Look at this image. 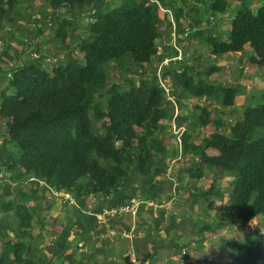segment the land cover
Listing matches in <instances>:
<instances>
[{
	"label": "trees",
	"instance_id": "trees-1",
	"mask_svg": "<svg viewBox=\"0 0 264 264\" xmlns=\"http://www.w3.org/2000/svg\"><path fill=\"white\" fill-rule=\"evenodd\" d=\"M19 1L0 0V34L9 28V42H18L22 47L18 61L7 70L8 85L0 92V119L7 130V139L0 148V167L10 173L12 183L16 186L38 178L55 191L72 195L82 205L93 196L110 197L133 176L147 178L171 157L167 141L177 146L172 131L177 107L175 123L184 130L182 152L191 161L186 168L189 179L201 180L207 172L214 178L208 190L195 188L190 197L202 200L209 209L217 200L226 199V214L242 223L243 232L252 221L262 222L261 229L224 243L222 251L231 250L225 264H264V88L259 96H250L249 104L241 110V119L223 122L212 118L211 103L232 110L246 87L211 80L212 75L222 71L216 62L203 72L187 62L178 70L175 61L164 67L162 78L171 79L175 103L160 86L157 72L147 73L146 67L158 56V41L164 32L171 35L173 29L170 21L158 15V6L152 0H124L114 7L107 1L98 5V0H42L43 11L28 19L17 10ZM22 1L32 4L38 0ZM158 1L173 12L180 37L185 35L188 20L191 31L197 27L194 20H205L206 12L213 22L216 16L224 17L230 6L227 0H171V7ZM239 1L226 40H219L216 33L205 29L186 37L194 36L210 47L215 60L244 53L249 47L247 60L264 74V0H260L256 12L244 0ZM20 19L32 26L33 38L42 36L48 27L54 29L55 40L66 53L65 61L60 63L59 57L45 54L38 47L31 49L34 43L27 45L16 39L17 27L24 31L25 38H31L26 25H19ZM77 22L89 32L77 44L81 59L67 44ZM33 53L37 59L24 60L27 54L32 58ZM112 65L121 70L123 79L130 68L136 67L139 79L109 82ZM191 100H203L205 104L190 109ZM209 126H214V131L194 142L198 130ZM6 144L14 149L3 152ZM209 149L218 155H208ZM30 186L31 192L45 191ZM3 188L0 242L8 231H15L10 213L17 221L20 240L5 244L0 264H40L41 258L37 262L25 258L28 243L24 239H31L34 212L20 201H7L12 186L6 184ZM149 214L157 228L165 219L163 213L158 217ZM224 225L205 224L198 234L199 242L205 241L204 232L215 233Z\"/></svg>",
	"mask_w": 264,
	"mask_h": 264
},
{
	"label": "crops",
	"instance_id": "crops-1",
	"mask_svg": "<svg viewBox=\"0 0 264 264\" xmlns=\"http://www.w3.org/2000/svg\"><path fill=\"white\" fill-rule=\"evenodd\" d=\"M104 1L109 3L112 0H98V5ZM161 1L171 7V0ZM65 12V9L61 10L62 14H65ZM205 20H194V24L197 27L192 30L193 34L200 29H207L212 33L220 32L219 29L213 26V22L209 29L206 28L207 26L205 25L209 20ZM189 23L188 20L185 23V27L188 28L190 33L191 31L187 25ZM19 24L21 26L26 25L25 21L22 20H19ZM40 27L45 29L46 26L41 24ZM27 29L29 34L34 32L32 28L27 27ZM6 30H9V28H6ZM17 31L24 32L21 27H17L15 32ZM39 38L41 36L38 37L36 35L35 39L37 41H39ZM20 49L14 44L7 45L6 48L1 49L0 92L8 85L7 70L18 61L17 54ZM249 50L250 48L246 47L244 53L229 55L241 56L239 64L247 62L245 63L246 66L252 65L248 60L246 61L248 53H250ZM28 57L27 54L24 58ZM243 58L244 61H242ZM28 59L32 58L29 57ZM226 64L227 62L223 61L220 66L223 68ZM200 130L201 132L203 131L202 129ZM194 142H197L196 136ZM171 146H173V149ZM176 147L173 142L172 145H168V150L173 152L170 155L171 157L164 164L159 165L151 176L147 178L133 176L110 197L93 196L83 205L76 201L77 207L69 205L64 198L54 197L47 191L31 192L33 191L31 186H28L25 182L14 185L12 192L14 190L17 191L20 194V198L15 200L14 196L10 195L7 201L10 199L20 201L34 212L31 222V239L29 237L24 239L28 243L25 258L36 260V262L38 258H41L40 264H129L125 255L129 250L133 249L143 264H181V260H184V264H204L209 262L212 256L208 257L204 254L212 246L211 240L208 238L209 232L203 233L202 236L206 235L204 244L198 243L200 245H196V248L189 250V256L182 257L180 249L177 250V248L182 250L185 246H189L190 242H197L196 239L199 238L197 231H195L197 223L196 220H193L194 215L191 212L187 213L185 211L187 207L183 204L175 208L170 214L164 215L165 219L158 228L153 223V218L149 213H141L136 219L135 232L128 237L118 236L113 238L107 232L111 229L130 231L133 225L131 217H98L104 207L123 204L135 196L164 201L172 198V196L179 195L185 200L190 191L195 192V188L208 190L214 179L213 173L207 172L206 176L201 180H190L186 173V168L190 167L191 161L187 156L171 166L172 172L167 176V170L170 168L169 162L178 156ZM206 152L210 156L218 155V152L213 149H209ZM175 183H177V186H175ZM224 185L222 184V187ZM226 203V199L224 202L218 200L215 202L212 213L210 212L205 217L206 224L213 222L212 225H222L224 223L223 228L218 229L217 232L228 240H235L237 238L234 237L237 233H240L241 236L244 235L243 229H241L242 223L237 218H234L233 215H225ZM15 230L14 234L12 231H8L10 237L7 235L0 242V254L8 241L18 242L20 240L16 226ZM102 235L104 238L101 237ZM222 248L221 246V249H217L214 252L216 253V264H220L218 262L219 259H223L221 253L227 252L222 251ZM218 254L221 255L218 256ZM229 254L230 252L228 251L226 256H229Z\"/></svg>",
	"mask_w": 264,
	"mask_h": 264
},
{
	"label": "rangeland",
	"instance_id": "rangeland-1",
	"mask_svg": "<svg viewBox=\"0 0 264 264\" xmlns=\"http://www.w3.org/2000/svg\"><path fill=\"white\" fill-rule=\"evenodd\" d=\"M244 1H245V4L253 12H256L257 9L260 7V0H244ZM227 2L230 6H229L227 13L224 15V17L216 16L215 18H213L214 19L213 20V24H214L213 26L220 30V32L216 33V34H217L218 39L221 41L227 39V36L229 35L230 30H231L232 20L235 16L236 9L240 4L239 0H227ZM121 3H122V0H112L109 2V4H111L110 5L111 7H114L115 5L118 6ZM44 7H45V4L42 0H38L32 4L24 3L22 0H20L18 5H17V10L22 12L23 16H25L28 19L30 16H34V15L38 14L39 12L43 11L42 9ZM209 15H210L209 12L205 13V19L207 21L209 19V24L205 25V26H207L206 28H208V29H209V27H211V24H212V22H210L211 16H209ZM50 17H52V15H50ZM164 19H166V18H164ZM21 20H24V19H20V21ZM80 23L81 22H77V24H79V25H77L78 27L75 28V30L73 31V34L67 40V44L73 50L74 55L79 59L83 58V54H81L79 52V50L77 49V44L81 43L82 40L84 38H86L89 34V32L82 25H80ZM26 27H29L30 29L32 28L29 25H26ZM186 29H188V28H186ZM32 34H33V32L31 33V38L27 39V38H25L26 36H25L24 32H20V31L15 32L14 31V36L16 39L24 40L27 45L34 43V46L32 45L31 49L38 47L45 54H48V55H50L52 57H56V58L59 57L60 63L65 61L64 55L66 53L61 49V47L58 45L57 41L55 40L54 29L51 30L50 27L46 28L44 30V34L41 36V38H39V41H37V39L33 38ZM189 34L190 35L192 34V30ZM0 35H1L0 38L3 39V41H4L3 48H6L7 45L14 44V46L17 45L18 47H20L22 49V47L18 44V42H16L17 44L15 42H13V43L9 42V34H7L6 29L4 31H1ZM163 36L164 37L158 41V45H159L158 46V48H159L158 49V56L155 57L153 59V62L146 67L147 73L153 74L154 72H156L158 70V66L160 64V61H162L164 58H173V56L175 55V52H174V48L172 47V43L174 41L176 42L177 46L181 48V53H182L181 54V60L175 61L176 64L174 65V68L176 70L180 69V67L183 65L184 62H187L190 64H194V66L197 67L199 72H203L208 66L214 65L215 62H216L217 66H220L221 62L223 63V61H226L227 64L225 67L222 68V71L215 73L214 75H212L210 77V79L215 80V81L222 83L224 85H227V86H236L238 84H242V85H245L246 88H244L243 94H241L239 97L236 98L235 108H233L232 110L231 109H224L221 106H219L217 103H211L212 104V110H213L212 118L217 117V118L221 119L223 122H228V123H235L237 120L241 119V117H242L241 116V110L243 109V107H245L246 105L249 104L250 96L252 94L259 96L261 90L264 88V74H263V72L254 65H247L246 66L245 63H247V62H245V63L242 62L241 64H239L238 62H239L241 56L238 57L237 55L232 56V55L228 54L226 57H222L220 60H215L214 56L211 54V48L206 47L205 45L201 44L198 40L195 39L194 36H193V38H188L185 35H183V37H180L177 34V32H176V38H173L171 35H169V32L163 33ZM3 48H1V49H3ZM166 54H168L169 56H166ZM28 58H24V60H26V59L29 60ZM242 61H244V58ZM246 61H247V59H246ZM240 66H242V68H240ZM136 70H137L136 67L130 68V70L128 72H126L125 77L123 79V78H121V76L123 74L121 72V70L119 68L113 66V68L112 69L110 68V71H108L109 82H112V81L127 82L132 77H134L135 80H138L139 78L137 77V75L139 76L140 72H137L138 70L137 71ZM166 81L169 83L170 87L173 90L174 86H171V84H172L171 79L168 77ZM188 104L190 105V109H192V107L195 105L203 106L205 103L203 100H191ZM198 113H200V109L198 110ZM202 130H203L202 132H201V130L200 131L198 130L199 132L196 136L197 142H200L202 140V138L205 137L207 134H211L214 131V126H209L207 128H203ZM164 134L169 135L170 133L164 132ZM6 139H7L6 125H5V122H3L2 119H0V148L4 145V142ZM168 140H170V139H168ZM170 141H167V142L170 145H172V142H170ZM168 143H167V146H168ZM5 146L6 147L3 150V152H6L9 149H14V147H12L9 144H6ZM171 147L173 149V146H171ZM168 152L170 155L173 153L172 151H169V150H168ZM12 184L13 185H11V186L15 187L14 186L15 183H12ZM3 186L4 185H2L0 187V194H2L1 192L4 191ZM12 191H13V188L11 190H9L11 196L13 195L15 200L16 199L18 200L20 198V194L15 190H14V192H12ZM190 195L191 194H189L185 200L181 198L179 206L181 204H183L184 206L187 207L185 210V211H187V213L188 212L193 213V215H194L193 220H196V223H197V225L195 227V231H197V233L200 234L202 227L206 224V218L205 217L207 216V214H210V212L213 211L214 207L212 209H209L206 207L207 204L204 205L203 202H201L202 200L198 201L194 197H190ZM227 208H229V205H227ZM225 215L227 216L228 214H225ZM9 216L11 217V221L14 223V225L17 226V230H18L17 221L15 220L14 215H12V213H10ZM211 224H213V222H211ZM248 228H247V232L244 229L245 233H253L256 229H261L262 228L261 219H256V220L252 221L251 224L248 225ZM15 231H12V233L14 234ZM17 234H18V231H17ZM8 237H10V236L8 235ZM208 238H209V240H211L212 246L210 247L209 250L205 251L204 254L208 257L212 256L209 260L211 262L212 261L215 262L216 253H214V252L217 249H221V246L225 247L223 245L228 239L223 237L221 235V233H218L217 231L215 233H210ZM234 238L241 240L243 238V235L241 236L240 233H237ZM199 240H200V237L196 239V241H197L196 245H200V244H198V243H201V242H199ZM203 242L201 243V245L204 244ZM188 245H191V242ZM229 251L231 252V250H229ZM221 254H218V256L221 255V257L223 259H219L218 262L220 264H225L228 261L227 256H226L227 252H222ZM217 259H218V257H217Z\"/></svg>",
	"mask_w": 264,
	"mask_h": 264
},
{
	"label": "built area",
	"instance_id": "built-area-1",
	"mask_svg": "<svg viewBox=\"0 0 264 264\" xmlns=\"http://www.w3.org/2000/svg\"><path fill=\"white\" fill-rule=\"evenodd\" d=\"M152 3H155L158 6V15L162 19L166 18L168 21L171 22L172 28H173L171 32V36L173 38H176L177 28L174 23L173 12L171 11V9L165 8L158 0H152ZM188 34H189V31L188 29H186L185 36H188ZM3 44H4V41L0 40V53H1V48H3ZM172 47L174 48L175 55L173 56V58H164L160 62L158 66V70L156 72L159 78L160 86L166 91L168 95V99L171 100L173 103H175L174 97L172 95V88L170 87L169 83L165 79L162 78V71L164 67H167L169 63L172 61L181 60V54H182L181 48L177 46L175 41L172 43ZM31 56H32V59L38 58V55L36 53L31 54ZM47 63H51L50 59L47 60ZM177 116H178V109L176 107L175 112H174V117L172 120V131L177 137V146L179 150H178V156L175 159L171 160V162H169L170 168L167 170V176H169L172 172L171 166H173L177 161L183 160V157H184L183 152H182V146H181L182 145L181 136L184 130L176 126L175 119ZM10 176H11L10 173H8L5 169L0 167V185H6V184L13 185L10 179ZM26 184L29 186L30 184H33L35 188L45 189L48 193L52 194L54 197L64 198L65 201L69 205L76 206V207L78 206L76 203V200L74 199L72 195L67 194L63 191H58V192L55 191L51 187V185H49L44 180H40L38 178L32 177L28 179ZM175 186H177V183H175ZM180 201H181V197L179 195L172 196V198L168 200H164V201H160L159 199H154V198L145 199V198L135 196V197H131L127 202L123 204L104 207L101 210L100 215L98 217L100 218L131 217L133 221V225L131 226L130 231L126 232V231H118L115 229H111V230H108L107 232V234L113 238H116L118 236L128 237L135 232L136 219L141 213L143 212L152 213L154 217H158L159 214L161 213L168 215L173 210H175V208L179 206ZM101 237L104 238L103 235ZM195 247H196V242H192L191 245L185 246V248L181 250L182 257L189 256L190 255L189 250H192ZM125 257H126V260L129 262V264H143L133 249L129 250L126 253ZM183 262L184 260H181V264H184Z\"/></svg>",
	"mask_w": 264,
	"mask_h": 264
},
{
	"label": "clouds",
	"instance_id": "clouds-1",
	"mask_svg": "<svg viewBox=\"0 0 264 264\" xmlns=\"http://www.w3.org/2000/svg\"><path fill=\"white\" fill-rule=\"evenodd\" d=\"M46 191V190H45ZM64 192V191H63ZM66 193V192H65Z\"/></svg>",
	"mask_w": 264,
	"mask_h": 264
}]
</instances>
